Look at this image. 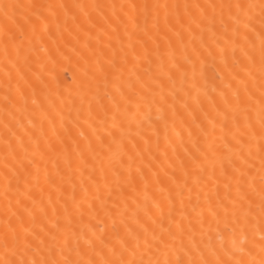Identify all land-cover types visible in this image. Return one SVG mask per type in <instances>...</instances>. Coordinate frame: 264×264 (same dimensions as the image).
<instances>
[{"label":"snow or ice","instance_id":"obj_1","mask_svg":"<svg viewBox=\"0 0 264 264\" xmlns=\"http://www.w3.org/2000/svg\"><path fill=\"white\" fill-rule=\"evenodd\" d=\"M0 264H264V0H0Z\"/></svg>","mask_w":264,"mask_h":264}]
</instances>
